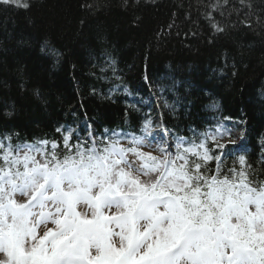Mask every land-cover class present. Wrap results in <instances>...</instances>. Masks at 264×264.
<instances>
[{
	"label": "trees",
	"instance_id": "obj_1",
	"mask_svg": "<svg viewBox=\"0 0 264 264\" xmlns=\"http://www.w3.org/2000/svg\"><path fill=\"white\" fill-rule=\"evenodd\" d=\"M69 134L206 142L264 184V0H0V143L63 158Z\"/></svg>",
	"mask_w": 264,
	"mask_h": 264
},
{
	"label": "snow or ice",
	"instance_id": "obj_2",
	"mask_svg": "<svg viewBox=\"0 0 264 264\" xmlns=\"http://www.w3.org/2000/svg\"><path fill=\"white\" fill-rule=\"evenodd\" d=\"M70 139L63 158L48 141L0 143V264H264V184L244 156L222 176L206 142L153 154L138 137L75 150Z\"/></svg>",
	"mask_w": 264,
	"mask_h": 264
},
{
	"label": "rangeland",
	"instance_id": "obj_3",
	"mask_svg": "<svg viewBox=\"0 0 264 264\" xmlns=\"http://www.w3.org/2000/svg\"><path fill=\"white\" fill-rule=\"evenodd\" d=\"M124 91V90H123ZM158 147L159 146H146V147H143V151H145V152H153V154H158L157 152H156V149H158ZM129 159H133L131 156L129 157ZM81 207H83V206H81Z\"/></svg>",
	"mask_w": 264,
	"mask_h": 264
}]
</instances>
